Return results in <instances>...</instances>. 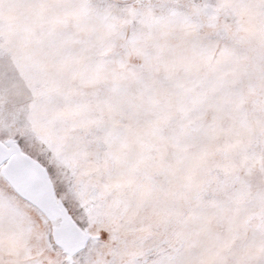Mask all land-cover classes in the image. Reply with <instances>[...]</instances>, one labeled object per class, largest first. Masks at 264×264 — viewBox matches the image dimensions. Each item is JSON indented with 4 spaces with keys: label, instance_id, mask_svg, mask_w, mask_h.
Segmentation results:
<instances>
[{
    "label": "snow or ice",
    "instance_id": "snow-or-ice-1",
    "mask_svg": "<svg viewBox=\"0 0 264 264\" xmlns=\"http://www.w3.org/2000/svg\"><path fill=\"white\" fill-rule=\"evenodd\" d=\"M0 264H264V0H0Z\"/></svg>",
    "mask_w": 264,
    "mask_h": 264
}]
</instances>
